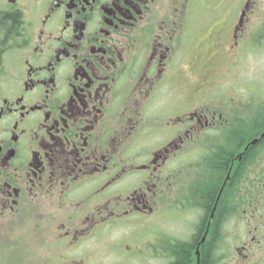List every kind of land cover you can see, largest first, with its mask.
Masks as SVG:
<instances>
[{
	"label": "flooded vegetation",
	"instance_id": "obj_1",
	"mask_svg": "<svg viewBox=\"0 0 264 264\" xmlns=\"http://www.w3.org/2000/svg\"><path fill=\"white\" fill-rule=\"evenodd\" d=\"M204 4L0 0V234L31 223L42 264H104L101 242L106 264H172L185 245L202 264L213 241L219 261L230 223L239 264L264 252V108L195 104L196 71H214L193 44Z\"/></svg>",
	"mask_w": 264,
	"mask_h": 264
},
{
	"label": "rangeland",
	"instance_id": "obj_2",
	"mask_svg": "<svg viewBox=\"0 0 264 264\" xmlns=\"http://www.w3.org/2000/svg\"><path fill=\"white\" fill-rule=\"evenodd\" d=\"M200 8L202 12L196 15L193 44L201 51L202 57L210 61L212 70L219 71L224 67L221 73L224 79L212 84L210 79L216 77L214 71L213 74L208 73V77L196 71L199 82L196 85L195 104L198 105L203 98L207 103H213L214 109L218 111L228 109L230 115L232 109H240V96L245 94V100L257 105V109L264 108V0H205ZM197 58L195 57L196 60ZM219 93H222L224 100H211L212 95L218 96ZM219 102H222V107H219ZM243 115L244 119L250 118L246 111ZM199 147L203 148L202 143ZM196 152L202 153L199 150ZM200 171L201 174L204 173L203 170ZM189 221H194V218L189 216L187 223L175 221L174 218L164 220L165 236L185 237L189 233ZM234 228L232 223L226 228V245L218 255L217 264L241 262L237 260L233 245L241 240L240 235L243 234L234 233ZM34 235L31 223H26L11 233L0 234V264L47 263L50 251L43 245L44 239H36ZM109 247V244L102 242L99 246L102 250L100 262L104 264L112 262L115 257L104 253ZM151 258L149 255L148 264L158 263ZM150 260L152 263H149ZM249 262L263 264L264 252H256Z\"/></svg>",
	"mask_w": 264,
	"mask_h": 264
},
{
	"label": "trees",
	"instance_id": "obj_3",
	"mask_svg": "<svg viewBox=\"0 0 264 264\" xmlns=\"http://www.w3.org/2000/svg\"><path fill=\"white\" fill-rule=\"evenodd\" d=\"M264 129V124L261 125L260 130ZM222 156V158L219 159L217 163L214 164L216 173L214 172V182L216 181L217 183L222 179V176L224 175V171L229 164L230 160V155ZM218 188H211L209 191H207V197L206 201H208V204L211 206L218 194ZM208 206V205H207ZM209 206V207H210ZM218 225V222L216 221V226ZM212 248H214V241L212 243V246H208L207 250L204 251L203 253V258H202V264H208L213 260V263H218V260L216 259V253L213 254L212 256ZM191 251H192V246L190 247L189 245L183 246L179 251H176V261L175 263L172 264H191L190 258H191Z\"/></svg>",
	"mask_w": 264,
	"mask_h": 264
},
{
	"label": "bare ground",
	"instance_id": "obj_4",
	"mask_svg": "<svg viewBox=\"0 0 264 264\" xmlns=\"http://www.w3.org/2000/svg\"><path fill=\"white\" fill-rule=\"evenodd\" d=\"M215 208V207H214ZM216 209V208H215Z\"/></svg>",
	"mask_w": 264,
	"mask_h": 264
}]
</instances>
